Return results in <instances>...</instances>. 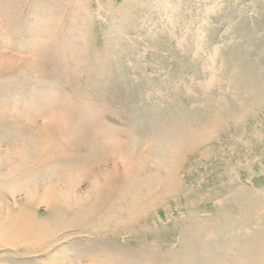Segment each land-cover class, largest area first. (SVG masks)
<instances>
[{
    "label": "rangeland",
    "instance_id": "374dc122",
    "mask_svg": "<svg viewBox=\"0 0 264 264\" xmlns=\"http://www.w3.org/2000/svg\"><path fill=\"white\" fill-rule=\"evenodd\" d=\"M0 264H264V0H0Z\"/></svg>",
    "mask_w": 264,
    "mask_h": 264
}]
</instances>
